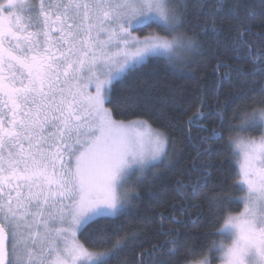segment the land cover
I'll return each instance as SVG.
<instances>
[{
	"label": "trees",
	"instance_id": "obj_1",
	"mask_svg": "<svg viewBox=\"0 0 264 264\" xmlns=\"http://www.w3.org/2000/svg\"><path fill=\"white\" fill-rule=\"evenodd\" d=\"M178 36L194 42L189 62L149 57L112 84L115 120H142L164 133L165 158L135 186L128 209L99 217L78 234L98 264L220 262V230L242 211L239 140L262 134L264 0H180ZM140 36L167 35L151 23Z\"/></svg>",
	"mask_w": 264,
	"mask_h": 264
},
{
	"label": "rangeland",
	"instance_id": "obj_2",
	"mask_svg": "<svg viewBox=\"0 0 264 264\" xmlns=\"http://www.w3.org/2000/svg\"><path fill=\"white\" fill-rule=\"evenodd\" d=\"M50 3L74 27V41L93 44L78 54V64L91 65L81 73L79 86L87 102L80 105L90 114L78 148L75 187L80 200L70 216L39 212L35 207L26 214L6 215L2 227L8 237L10 264H98L105 256L86 249L78 240L79 232L96 218L125 212L135 186L169 149L164 133L145 121L115 120L106 106L109 90L149 57L189 62L195 44L178 36L180 20L173 9L180 0ZM39 4L43 0L33 1V6L24 2L19 8L31 16L38 13L40 22L43 12L38 11ZM151 23L162 26L171 36L137 34V28ZM260 120V136L235 143L240 185L245 190L239 199L243 208L227 217L222 226L220 233L229 236L230 242L223 245L221 260L215 264H264V115ZM191 264L214 263L207 256Z\"/></svg>",
	"mask_w": 264,
	"mask_h": 264
},
{
	"label": "flooded vegetation",
	"instance_id": "obj_3",
	"mask_svg": "<svg viewBox=\"0 0 264 264\" xmlns=\"http://www.w3.org/2000/svg\"><path fill=\"white\" fill-rule=\"evenodd\" d=\"M33 1L0 0L1 227L6 215L35 207L70 216L80 200L78 148L90 114L79 86L91 65L78 57L93 44L74 41V27L49 0L38 5L40 22L19 8Z\"/></svg>",
	"mask_w": 264,
	"mask_h": 264
},
{
	"label": "water",
	"instance_id": "obj_4",
	"mask_svg": "<svg viewBox=\"0 0 264 264\" xmlns=\"http://www.w3.org/2000/svg\"><path fill=\"white\" fill-rule=\"evenodd\" d=\"M0 264H9L8 237L0 225Z\"/></svg>",
	"mask_w": 264,
	"mask_h": 264
}]
</instances>
